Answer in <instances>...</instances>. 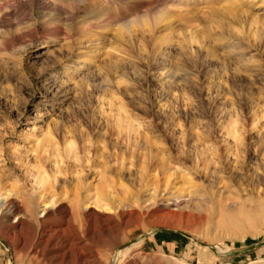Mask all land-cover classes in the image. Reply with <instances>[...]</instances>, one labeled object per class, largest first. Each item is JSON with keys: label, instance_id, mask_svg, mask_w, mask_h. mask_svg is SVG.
Wrapping results in <instances>:
<instances>
[{"label": "rangeland", "instance_id": "obj_1", "mask_svg": "<svg viewBox=\"0 0 264 264\" xmlns=\"http://www.w3.org/2000/svg\"><path fill=\"white\" fill-rule=\"evenodd\" d=\"M8 190L0 264H264V0H0Z\"/></svg>", "mask_w": 264, "mask_h": 264}, {"label": "bare ground", "instance_id": "obj_2", "mask_svg": "<svg viewBox=\"0 0 264 264\" xmlns=\"http://www.w3.org/2000/svg\"><path fill=\"white\" fill-rule=\"evenodd\" d=\"M82 98H84V96H82ZM86 98V97H85ZM103 154V153H102ZM174 176V172L172 173V174H170V176ZM169 182V181H168ZM170 183V182H169ZM168 183V184H169ZM173 183V182H172ZM168 184L166 185V186H168ZM186 185H188L189 187H191L192 188V183H191V180H188L187 181V184ZM81 184L78 182V181H76L75 183H73L72 184V186H70V187H68L67 185L66 186H62L61 187V190H60V194L61 195H67V196H70L69 194H72V197H73V201H75V202H80L81 200H83V198L84 199H88L89 200V196L86 194V195H84V196H81ZM196 188V187H195ZM166 189V188H165ZM165 189L163 190V191H158V189L156 188V187H152L149 191H151L150 192V194L147 196V198L145 199L144 198V200H142L141 202L143 203H145V202H149L150 200H155V199H157V198H162V197H165V195H166V192H165ZM129 191V190H128ZM130 192V191H129ZM128 192V193H129ZM194 194H198V193H200V191L199 190H194ZM50 193V194H49ZM127 193V192H126ZM131 193V192H130ZM192 193V192H191ZM180 194V193H179ZM55 195H56V191H55V189L53 188V187H48L47 189H45V191H44V193L42 194L41 193V195H39L38 197H37V200H38V202H42L43 203V213H46V211L48 210V208H50L52 205H54V203H55ZM114 195V194H113ZM129 195V194H128ZM171 195H173V193H171ZM12 196V192H11V190H8V191H6L5 193H4V196H2V194H0V198L2 199V203H0V209L1 208H4L5 207V200L7 199V197H11ZM71 197V196H70ZM116 197V196H115ZM115 197H113V196H111L110 195V193H108V192H106V193H104V194H102L101 196H100V198H99V200H100V205H99V203H97V204H95V205H97L99 208H101L102 210H105V211H110L111 212V208H110V206H109V204L110 203H112V202H115V201H117L116 199L117 198H115ZM130 197V196H129ZM141 200V199H140ZM139 200V201H140ZM168 200H170V199H168ZM112 201V202H111ZM131 201V200H130ZM137 201V199L134 201V203H137L136 202ZM171 201V200H170ZM82 202V201H81ZM88 202V205H86L85 207L86 208H88L91 204H93L92 202H89V201H87ZM98 202V201H97ZM110 202V203H109ZM119 202V201H118ZM173 203H175V202H169L168 201V203L167 204H165V206H167V205H170V204H173ZM77 204V203H76ZM116 205H117V203H116ZM118 205H120V204H118ZM141 206V205H140ZM118 207V206H117ZM121 208V207H120ZM2 210V209H1ZM172 213L171 212H167L165 215L166 216H170ZM165 216V217H166ZM172 218V217H171ZM69 222V221H68ZM68 224V223H67ZM63 230V229H62ZM76 231V230H75ZM140 240V239H139ZM140 243L139 242H133V243H131L130 245H128V246H126V247H124V248H122L121 250H118L117 251V255L116 256H119V255H122L123 256V254H125L127 251H129L131 248H133V247H135V246H137V245H139ZM217 249H218V251L219 252H225V251H227V249H228V246H224V247H219V246H217ZM214 250H216V249H214ZM217 251V250H216ZM129 253V252H128ZM126 255V254H125ZM112 258V257H111ZM116 258V257H115ZM120 258V257H119ZM118 259V258H117ZM111 261H113V259L111 260ZM121 261V260H120ZM117 263V262H116ZM115 264V263H114Z\"/></svg>", "mask_w": 264, "mask_h": 264}, {"label": "water", "instance_id": "obj_3", "mask_svg": "<svg viewBox=\"0 0 264 264\" xmlns=\"http://www.w3.org/2000/svg\"><path fill=\"white\" fill-rule=\"evenodd\" d=\"M158 233H173V234H182V235H185V233L181 232V231H178V230H173V229H168V228H158L150 233H147V234H144L141 236L142 237H146L148 235H153V234H158ZM135 241V239L133 240H130L124 244L121 245L120 249L130 245L131 243H133ZM264 243H257V244H253V245H250L244 249H240V250H236V251H231V252H222L226 255H229V256H237V255H242V254H245V253H249L251 251H253L255 248L257 247H260L261 245H263Z\"/></svg>", "mask_w": 264, "mask_h": 264}]
</instances>
